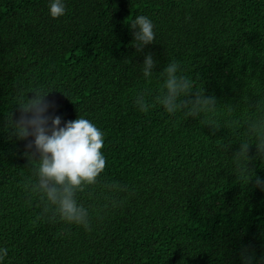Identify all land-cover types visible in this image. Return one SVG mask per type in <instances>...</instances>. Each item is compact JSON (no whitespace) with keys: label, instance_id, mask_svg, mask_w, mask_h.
I'll return each mask as SVG.
<instances>
[{"label":"trees","instance_id":"16d2710c","mask_svg":"<svg viewBox=\"0 0 264 264\" xmlns=\"http://www.w3.org/2000/svg\"><path fill=\"white\" fill-rule=\"evenodd\" d=\"M50 3L0 0V247L9 249L0 264H242L245 246L264 264V191L234 174L231 156L242 129L213 135L202 116L135 104L145 89L149 101L159 94L172 60L222 105L264 101V0H64L58 18ZM138 15L155 32L142 52L129 24ZM147 54L156 61L150 78ZM21 86L53 90L47 114L61 127L83 116L104 133L100 183L77 193L91 231L59 219L31 224L40 208L22 188L31 177L23 153L34 138L5 127L11 112L20 115ZM219 107L223 123L229 114ZM250 166L264 180V160Z\"/></svg>","mask_w":264,"mask_h":264},{"label":"clouds","instance_id":"9594fccd","mask_svg":"<svg viewBox=\"0 0 264 264\" xmlns=\"http://www.w3.org/2000/svg\"><path fill=\"white\" fill-rule=\"evenodd\" d=\"M50 15L58 18L65 14L64 0H51ZM133 29L132 46L137 52H142L145 45L155 42L154 24L145 15H138L130 22ZM156 61L151 54L145 55L143 61V75L150 78L153 75ZM159 76L163 80L158 95L149 101L150 91L145 89L138 92L135 104L141 112L147 113L156 105L163 106L164 110L175 116L182 112L185 119L199 118L202 125H208L213 135L223 126L224 128L243 131V138L239 140V148L232 153L235 165V175L245 185L255 178L254 187L264 191V180L256 175L255 167L250 166L254 161L264 160V101L257 100L254 104L237 109L232 105H222L215 95L206 96L203 89H194L192 79L183 74L180 62H169ZM53 90H46L42 86L25 88L21 86L16 95V105L20 115L13 118L11 112L5 119L6 129L10 130V137L18 140H29L25 145L23 155L27 157L26 165L31 171L22 188L27 201L31 204L33 198L38 200L40 212L31 224L47 218L50 221L65 222L82 226L91 231L89 208L78 203L77 193L100 183L99 177L106 167V158L101 149L104 147V133L89 119L78 116L75 120L66 121L61 127V117L49 115L48 109L54 108L52 102L46 100ZM34 93L29 98L28 93ZM229 114V119L220 122V107ZM246 109L241 117L233 114ZM254 145L255 155H249L250 147ZM231 145H228V149ZM104 187L114 189L115 182L105 184ZM115 206V202H113ZM9 253L7 247H0V261ZM242 264H253L254 250L247 246L240 252ZM261 261H264L262 256Z\"/></svg>","mask_w":264,"mask_h":264}]
</instances>
